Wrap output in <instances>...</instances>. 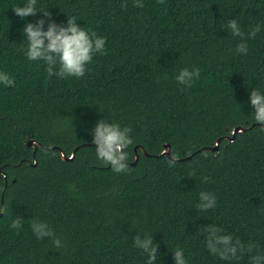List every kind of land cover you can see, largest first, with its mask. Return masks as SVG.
Segmentation results:
<instances>
[{
  "label": "trees",
  "instance_id": "trees-1",
  "mask_svg": "<svg viewBox=\"0 0 264 264\" xmlns=\"http://www.w3.org/2000/svg\"><path fill=\"white\" fill-rule=\"evenodd\" d=\"M25 2L0 0V72L15 81L0 82V264H146L137 234L153 236L155 264H175L177 247L187 264H251L264 253V126L250 102L253 88L264 94V0H142L143 8L135 0H37L54 22L67 27L75 17L105 38L79 78L49 76L44 61L27 59L25 23L44 18L46 31L49 21L42 11L17 16L13 7ZM231 19L245 34L261 26L245 36L247 54L236 53ZM184 67L200 69L190 87L176 80ZM100 120L131 129L127 163L134 146L145 150L136 147L129 171L97 159ZM237 126L244 129L230 139ZM165 142L179 157L173 166L160 154ZM51 146L67 156L76 149L64 160ZM202 191L216 196L215 208L196 209ZM17 217L18 231L10 227ZM34 219L47 222L60 248L37 239ZM208 224L252 251L232 260L211 254L201 231Z\"/></svg>",
  "mask_w": 264,
  "mask_h": 264
},
{
  "label": "clouds",
  "instance_id": "clouds-1",
  "mask_svg": "<svg viewBox=\"0 0 264 264\" xmlns=\"http://www.w3.org/2000/svg\"><path fill=\"white\" fill-rule=\"evenodd\" d=\"M163 4L164 0H159ZM127 7V5H122ZM135 7L143 8L142 0H135ZM14 13L21 19L28 16H35L38 11L43 12V17L48 18L47 30H44L45 19L41 18L35 23L26 22L23 27L24 36L27 39L26 57L31 61L42 60L47 64V72L49 76L55 74L61 78L82 77L84 76L87 65L93 60L95 53L103 54L105 51V38L98 36L95 32H89L77 25L75 17L67 19V27L54 22L51 13L47 10L37 7V0H26L23 6L13 7ZM227 29L234 37H240L241 42L236 45V53L247 54L248 46L245 39L255 38L261 30L259 24L255 25L252 30L245 34L236 19H231L226 24ZM59 64V70L56 71L55 66ZM200 76V69L193 68L189 70L184 67L179 70L176 80L178 83L190 87L194 79ZM0 82L5 86L14 85V77L5 72H0ZM250 102L254 107V119L261 125H264V94L259 89L253 88L250 92ZM131 129L129 127H121L119 123H106L104 120L97 122L93 132V142L96 145V157L105 165L110 164L116 173L129 171L128 153L125 149L133 143L130 137ZM179 159L178 155L173 154L171 159L167 161L169 166H173ZM194 172L190 176H194ZM206 182L208 177H203ZM217 199L211 192L202 191L200 193V202L196 209L206 211L216 207ZM6 208L0 207V213H5ZM21 217L13 219L10 227L17 231L22 227ZM30 227L37 239L49 237L55 248L61 247V241L55 236L47 222L34 219ZM205 237V246L209 252L224 260L237 259L238 251L243 254L245 251L251 252L254 245L249 244L247 248L239 238L233 240L231 235H225L222 227L214 224H208L201 230ZM134 247L141 249L147 256L146 264H155L157 260V244L153 240V236L145 235L143 238L137 234L134 238ZM175 264H187L183 250L179 247L175 249ZM251 264H264V253L253 255Z\"/></svg>",
  "mask_w": 264,
  "mask_h": 264
},
{
  "label": "water",
  "instance_id": "water-1",
  "mask_svg": "<svg viewBox=\"0 0 264 264\" xmlns=\"http://www.w3.org/2000/svg\"><path fill=\"white\" fill-rule=\"evenodd\" d=\"M262 126H264V125H262ZM243 129L244 128L242 126L235 127L232 130V135H231L230 139H233L234 138V135L236 134V132L242 131ZM219 141H220V138H218L216 140V142H215V144L213 146H209L208 149L211 150V151L217 150L218 149V143H219ZM26 145L27 146H32L34 148V151H35V148H36L37 143L35 142V140L30 139V140H28L26 142ZM162 145H163V150H162V152L160 154H165L167 157H171L169 143L165 142ZM137 146L141 147L140 145H136V146L133 147V149H134V159L132 161L128 162L131 165H135L136 164V161H137V157H138V154H137V151H136V147ZM50 148H57L58 151H59V157L62 158V159H64V160H71L73 158V156H74V152H75V149H76V148H74L72 150L71 154L69 156H67L65 154V152L61 148H59L57 146H51ZM141 149H142L143 153H145V150L142 147H141ZM34 151H33V154H32V156L34 158V161H33L32 165H35L36 164V159L34 157ZM3 176H4V182L6 184V175L4 173H3ZM2 202H3V200H2V196H1V203Z\"/></svg>",
  "mask_w": 264,
  "mask_h": 264
}]
</instances>
